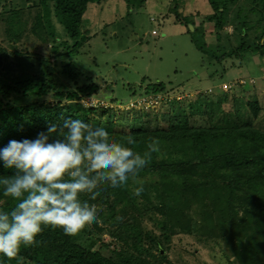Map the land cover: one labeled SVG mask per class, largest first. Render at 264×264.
Listing matches in <instances>:
<instances>
[{
	"label": "trees",
	"instance_id": "1",
	"mask_svg": "<svg viewBox=\"0 0 264 264\" xmlns=\"http://www.w3.org/2000/svg\"><path fill=\"white\" fill-rule=\"evenodd\" d=\"M116 1L127 13L147 2ZM166 1L162 7L166 15L173 13L174 21L191 23L193 29L187 27L186 32L202 54L200 60H207L203 63L207 72L192 82L193 88L148 84L145 92L164 91L170 107L167 112L160 110L155 123L149 125L141 116H159L150 107L140 111L134 123L130 121L135 116L123 114L104 122L111 124L105 127L110 139L124 142L130 133L136 141L130 147L143 154L150 139L156 138L159 150L125 185L105 183L96 190L95 200L91 194H81V200L96 206V222L71 236L45 227L36 237L38 244L21 246L13 260L0 255V264H173L168 251L179 235L218 246L219 264H264V129L256 125L262 106L254 90L247 96H232L229 104L227 91L204 85L205 80H213L210 67L227 59L242 63L245 57L264 55V0H206L203 15L186 14L187 0ZM25 4L35 11L30 22L22 20L17 10H7L0 0L4 35L0 43L8 41L11 46L7 53L0 44V148L12 139H34L48 125L61 124V114L96 127L106 112L83 106L82 99L95 94L98 86L78 85L81 71L72 57L85 33V11L89 6L104 10V4L111 6L110 0H26ZM52 16L73 41L65 45L53 35L49 56L36 61ZM206 29L212 31L213 42L207 41ZM60 45L67 50L61 51ZM184 91L194 94L187 110L176 107L180 103L176 97ZM10 174L0 162V177ZM140 187L143 190L136 195ZM16 203L0 191V210L8 211Z\"/></svg>",
	"mask_w": 264,
	"mask_h": 264
},
{
	"label": "rangeland",
	"instance_id": "2",
	"mask_svg": "<svg viewBox=\"0 0 264 264\" xmlns=\"http://www.w3.org/2000/svg\"><path fill=\"white\" fill-rule=\"evenodd\" d=\"M1 1L7 10H17L22 20L30 22L33 19L34 8H26L24 6L26 0ZM118 2L110 0L111 6L104 4V10L101 11L97 10L99 8L97 6L88 7L84 14L85 19L82 21L85 33L82 34V38H79L81 47L72 57L81 71L77 79L78 85L96 84L98 87L95 96L107 103L106 107L101 106L102 108L95 109L100 113L102 109L109 108L101 118L103 121L101 126L104 128L111 127V124L104 122L112 120L117 114H123L130 118L135 116V119L130 122H136V115L138 116L140 111L131 110L126 105L130 99H137L143 95L148 84L162 83L165 87L178 84L193 88L192 82L201 73L207 72L203 67V63L207 60H200L202 54L193 46L190 35L186 32V28L191 23H186L184 20L174 21L176 18L173 13L166 15L165 9H162L167 6L166 0H147L143 6L131 13H127L126 8ZM206 4V0H187L185 12L186 14L199 13L203 15L206 11ZM47 25L49 29L47 26L45 29L50 31L48 32L50 35L48 36L46 32L47 41L38 49L41 55L39 54L40 57L38 56L36 61L49 56V48L54 43L53 35L58 36L60 41L65 42V45H70L73 41L63 34L64 28L60 23L58 24L55 17L52 16ZM153 29L157 32L156 35L151 34ZM227 30L230 31L231 28ZM205 36L208 42L214 41L212 31L206 29ZM1 37L3 38L4 35L0 32V42H2ZM0 44L7 49V53H11L10 42ZM59 49L67 50L64 45H60ZM250 58L251 60L245 57L242 63L238 60L227 59L219 66L210 67V71L214 72L213 80H205L204 84H211L213 89L218 86L220 89L221 86L222 90H227L226 86L222 87L223 84L231 83L232 85L230 81L235 78L250 76L249 71H252V76H254L257 71L258 80L254 85H249L247 79H244L245 83H242L241 86L236 82L233 84L232 89L227 91L229 93L228 103L230 104L232 96H247L254 90L255 97L262 106L256 125L264 129V79L260 77L264 72V55L260 57V55L254 54ZM54 59L52 57L51 61ZM8 61L14 68L12 54H9ZM56 69L59 72V65L56 66ZM69 84L71 85V83ZM253 86L255 89H250ZM193 95L192 91H184L178 95L176 98L180 103H177L176 107L182 106L187 110L186 104ZM111 99H115L114 101L123 108L114 107V103L105 101ZM228 106L227 104L225 109H228ZM169 109L170 107L166 106L163 112H167ZM161 113L158 112L159 116L149 113L145 115L144 119L150 125L155 123V117L160 118ZM141 116L143 119V115ZM104 237L107 238V235ZM171 246L168 253L173 264L220 263L218 257L221 255V250L218 246L212 248L188 235L173 237Z\"/></svg>",
	"mask_w": 264,
	"mask_h": 264
},
{
	"label": "clouds",
	"instance_id": "3",
	"mask_svg": "<svg viewBox=\"0 0 264 264\" xmlns=\"http://www.w3.org/2000/svg\"><path fill=\"white\" fill-rule=\"evenodd\" d=\"M260 77L264 79V72ZM244 79L255 84L258 75L239 76L230 81L232 85H222L227 90H222L221 86L220 90L230 91L235 82L237 85L245 83ZM163 93L144 91L139 98L130 99L126 106L135 111L150 107L159 112L168 106ZM88 99L97 103L86 104ZM114 100L105 101L123 108ZM82 104L94 108L107 106L95 94L82 99ZM61 118V124L48 125L34 139H12L0 148L2 167L11 172L0 177V191L17 201L10 210H0V255L8 260L17 258L21 246L27 248L38 244L36 237L45 227L62 229L71 236L87 224L96 222V206L81 200V194H91V199L95 200L99 195L96 190L101 185H125L148 164L151 153L159 150L156 138L150 139L147 151L141 154L130 147L136 143L130 133L124 137V142H117L110 139L104 127L64 118L63 114ZM142 190V187L135 189V194L139 195Z\"/></svg>",
	"mask_w": 264,
	"mask_h": 264
},
{
	"label": "built area",
	"instance_id": "4",
	"mask_svg": "<svg viewBox=\"0 0 264 264\" xmlns=\"http://www.w3.org/2000/svg\"><path fill=\"white\" fill-rule=\"evenodd\" d=\"M151 33H152V34H155L156 32H155L154 30H152ZM241 82H242V81H241ZM143 101H144V100H143ZM85 103H86V104H89V105H92V104L97 103V101H94V100H92V99H88V100H86ZM140 103H142V102H140Z\"/></svg>",
	"mask_w": 264,
	"mask_h": 264
},
{
	"label": "water",
	"instance_id": "5",
	"mask_svg": "<svg viewBox=\"0 0 264 264\" xmlns=\"http://www.w3.org/2000/svg\"><path fill=\"white\" fill-rule=\"evenodd\" d=\"M189 29H190V30H192V29H193V27H192L191 25H189Z\"/></svg>",
	"mask_w": 264,
	"mask_h": 264
},
{
	"label": "crops",
	"instance_id": "6",
	"mask_svg": "<svg viewBox=\"0 0 264 264\" xmlns=\"http://www.w3.org/2000/svg\"><path fill=\"white\" fill-rule=\"evenodd\" d=\"M205 85V84H204Z\"/></svg>",
	"mask_w": 264,
	"mask_h": 264
}]
</instances>
